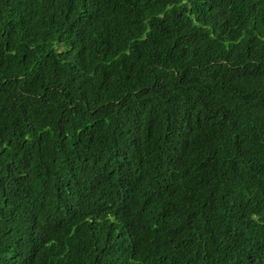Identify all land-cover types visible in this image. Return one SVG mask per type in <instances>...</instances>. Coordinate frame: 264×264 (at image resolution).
Instances as JSON below:
<instances>
[{
    "label": "trees",
    "instance_id": "obj_1",
    "mask_svg": "<svg viewBox=\"0 0 264 264\" xmlns=\"http://www.w3.org/2000/svg\"><path fill=\"white\" fill-rule=\"evenodd\" d=\"M0 264H264V0H0Z\"/></svg>",
    "mask_w": 264,
    "mask_h": 264
}]
</instances>
